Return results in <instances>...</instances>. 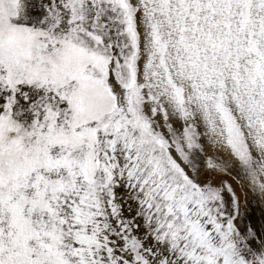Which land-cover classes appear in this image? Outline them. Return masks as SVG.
<instances>
[{"label":"snow or ice","instance_id":"obj_1","mask_svg":"<svg viewBox=\"0 0 264 264\" xmlns=\"http://www.w3.org/2000/svg\"><path fill=\"white\" fill-rule=\"evenodd\" d=\"M0 264H264V0H0Z\"/></svg>","mask_w":264,"mask_h":264}]
</instances>
